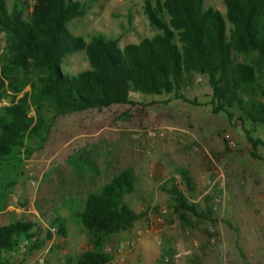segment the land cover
I'll return each mask as SVG.
<instances>
[{
	"label": "rangeland",
	"instance_id": "374dc122",
	"mask_svg": "<svg viewBox=\"0 0 264 264\" xmlns=\"http://www.w3.org/2000/svg\"><path fill=\"white\" fill-rule=\"evenodd\" d=\"M14 1L6 0L9 10ZM145 1L99 0L68 28L86 40L95 34L119 39L121 48L139 44L159 33L145 14ZM204 1L206 8L226 15L224 0ZM6 47L2 33L0 57ZM255 59L237 57L241 63ZM87 69L84 52L68 56L63 64L70 75ZM29 91L28 86L17 100ZM181 94L198 105L174 94L141 96L131 98L130 105L60 116L42 151L17 172L0 175V182L9 185L0 226L32 222L42 227L45 237L56 211L68 218L66 238L55 235L36 253L12 254L11 264H68V257L89 250L88 234L67 207L82 206L90 192L125 169L134 170L138 180L126 202L140 219L132 230L108 241L112 264H264V147L254 150L245 133L246 128L264 140V128L243 125L238 111L233 120L214 113L213 90L205 76L193 77ZM11 99L9 92L0 107L10 105ZM257 100L264 104L263 95ZM30 114L36 115L34 107ZM80 161L89 162L97 173L86 177L82 168L85 177H79ZM181 171L189 174L191 185ZM172 178L208 214L207 220L173 213L167 192Z\"/></svg>",
	"mask_w": 264,
	"mask_h": 264
},
{
	"label": "trees",
	"instance_id": "16d2710c",
	"mask_svg": "<svg viewBox=\"0 0 264 264\" xmlns=\"http://www.w3.org/2000/svg\"><path fill=\"white\" fill-rule=\"evenodd\" d=\"M98 1L15 0L9 10L6 0H0V36H7L0 57V103L12 93L10 105L0 107L1 176L17 172L45 148L60 116L130 105L132 92L143 97L174 94L198 105L181 94L195 76L208 78L214 113L233 120L238 111L243 125L264 128V104L257 100L264 96V0H224L225 16L206 8L204 0H146L145 14L159 33L124 48L119 39L95 34L86 40L70 32L69 24L85 17ZM79 52L86 54L89 69L65 73V59ZM238 56L256 59L241 63ZM28 86L30 91L17 100ZM245 133L254 150L264 147L263 139L246 128ZM82 168L86 177L97 173L89 162L80 161L76 171L81 178ZM181 176L191 185L186 171ZM137 181L134 170L125 169L90 192L82 206L67 207L90 243L89 250L68 257V264L113 263L108 241L132 230L140 219L126 202ZM176 182L172 178L167 191L173 213L207 220L208 214L200 212ZM8 188L0 182V211ZM48 223L45 237L42 227L32 222L0 226V264H11L10 256L24 241L30 242L28 253H36L55 235L68 236V218L59 211Z\"/></svg>",
	"mask_w": 264,
	"mask_h": 264
},
{
	"label": "built area",
	"instance_id": "2783aa9c",
	"mask_svg": "<svg viewBox=\"0 0 264 264\" xmlns=\"http://www.w3.org/2000/svg\"><path fill=\"white\" fill-rule=\"evenodd\" d=\"M29 1L32 2V0H29ZM130 97L133 98V99H138V98L141 97V95L138 94V93L132 92L130 94ZM29 247H30V242L29 241H24V242L21 243V245L17 249V252L16 253H20L22 255H25V254L28 253Z\"/></svg>",
	"mask_w": 264,
	"mask_h": 264
}]
</instances>
